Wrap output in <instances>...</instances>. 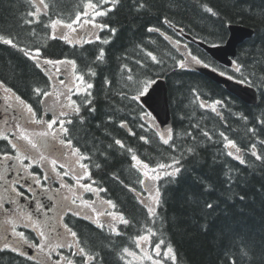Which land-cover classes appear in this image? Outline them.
Instances as JSON below:
<instances>
[{"label":"trees","instance_id":"16d2710c","mask_svg":"<svg viewBox=\"0 0 264 264\" xmlns=\"http://www.w3.org/2000/svg\"><path fill=\"white\" fill-rule=\"evenodd\" d=\"M44 2L47 8L35 0H0V70L30 89L43 76L33 55L71 57L78 70L95 76L91 106L73 134L90 152L105 195L130 218L125 234L149 235L148 248L159 264H231L233 260L264 264V0H118L114 7L113 0ZM89 2L96 5L91 12ZM95 11L107 14L97 16ZM30 12L38 15L29 16ZM82 12L88 15L73 25L89 20L107 25L101 28V38L74 45L53 35V21L65 25ZM171 22L211 44L226 41L229 23L250 26L255 32L238 47L236 68H229L186 40ZM7 39L15 46L5 43ZM184 42L191 55L255 85L259 103L246 104L202 73L182 66L186 51L178 45ZM100 49L105 52L103 60L96 59ZM159 76L167 80L173 118L167 145L137 100ZM230 140L243 160L232 155ZM133 156L166 173L179 169L174 176L165 173L160 178L159 204L151 214L138 197L142 174ZM85 238L104 263L128 264L117 257L121 239L103 238L92 230ZM157 244L161 251L155 255ZM243 245L249 253L245 258L239 254ZM169 246L175 261L165 255ZM153 262L147 259L141 264Z\"/></svg>","mask_w":264,"mask_h":264},{"label":"flooded vegetation","instance_id":"af4514ba","mask_svg":"<svg viewBox=\"0 0 264 264\" xmlns=\"http://www.w3.org/2000/svg\"><path fill=\"white\" fill-rule=\"evenodd\" d=\"M69 61L58 60L49 64L45 73L47 76H42L46 83L34 84L39 85L41 92L49 93L48 96L40 95L38 102L33 96V83L30 89L22 88L0 70V177H3L0 179V264H67L68 260L78 264L79 259L85 260L78 252V239H86L87 230L108 238L113 225L109 200L101 198L97 191L86 190L82 183L83 175L87 173L86 164L82 163L83 155L80 151L76 152L78 148L73 142L71 146L61 143V140H71L67 121L78 113L76 106L79 111L85 108V101L92 92L87 88L90 83L84 81V76L80 81L64 67ZM61 81L64 83L61 84ZM21 100L31 105L34 117L20 103ZM61 112L68 113L67 117L61 116ZM37 119L42 123H36ZM52 120L58 123L48 129L47 123ZM59 121L65 122L63 127L68 129L67 133L61 130ZM44 131L50 134L46 137L37 135ZM22 135H28L37 147L32 149L21 138ZM12 143L21 145L22 151L18 153L12 148ZM18 155L21 159L16 158ZM53 160L56 161L55 168L51 163ZM88 186L91 189L94 187ZM64 225L77 233L76 241L66 235ZM41 231L49 237V241L40 236ZM16 233H23L26 242ZM57 233L64 235L65 242L72 246L53 251L52 247L60 242L55 238ZM17 240H21V246L13 251ZM5 243L8 248L4 247ZM37 245H44L45 251L41 252ZM48 252H51L50 256ZM94 264H100L98 258Z\"/></svg>","mask_w":264,"mask_h":264},{"label":"snow or ice","instance_id":"6c2138e0","mask_svg":"<svg viewBox=\"0 0 264 264\" xmlns=\"http://www.w3.org/2000/svg\"><path fill=\"white\" fill-rule=\"evenodd\" d=\"M104 2H107V0H104ZM115 2H118V0H113V7L115 6ZM39 3H40L41 5H43V7H45V8L48 7V5L44 2V0H39ZM87 7H88V8H91V9H95V8H96V5H94V4H92L91 2H89V3L87 4ZM141 7H143V5H141ZM109 10H111V9H109ZM207 11H208V12H213V10H212L211 8H208ZM106 14H107V13L104 12V11H95V15H97V16H103V15H106ZM213 14H215V13H213ZM28 15H29V16L38 15V12H30V13H28ZM87 15H88L87 12L79 13V14L76 15V18H75L74 21H72L71 23L66 24L65 26H66L67 28L71 29L72 31H75V29L73 28V24H74V23H79V22L81 21L82 16H87ZM31 22H32L31 20H28V21H27V23H31ZM88 22H89V23H94V21H91V20H89ZM60 24H62V21H61V20H55V21L52 22V27L55 28L57 25H60ZM99 27L104 28V27H107V25H99ZM111 31L115 32V29H112ZM149 31H153V29H149ZM53 38H54V37H53ZM0 39H3V37H0ZM65 39H67V37H65ZM97 39H99V37H97ZM4 42H5V43H8V44H13V41H12L11 39L4 40ZM105 43H107V41H105ZM13 46H15V45L13 44ZM36 51L39 52V49H37ZM27 54H28V53H26V55H27ZM149 55L152 56L151 53H149ZM104 56H105V52H104V50H103V49H100L99 54L97 55L96 59H97V60H103V59H104ZM152 59L155 60L156 57H155V56H152ZM193 59H195V58H193ZM199 62H200V61H197V63H199ZM47 63H54V62H53V61H47ZM56 63H59V62H56ZM68 63H70V64L73 66V68H75V66H76V62H75V61H69ZM182 66H183V65H182ZM239 70H240L239 67H237V71H239ZM92 75H95V73L92 72ZM77 78H78L80 81H83V76H78ZM129 79H131V77H129ZM60 83L63 84L64 81H61ZM91 87H92L91 84H88V85H87V88H91ZM35 91H36V93H37L38 95H44V96H48V95H49V93H47V92H41V90H40L39 88H37ZM16 99L19 100L20 98H19V97H16ZM85 102H86L87 104H91V101L86 100ZM20 103H21L22 105H24V107L27 109V112H28V113L32 114L33 117L35 116V113L33 112V109H32V107H31V105H26L25 102L22 101V100L20 101ZM217 103H218V102H217ZM72 105H75V101H72ZM213 110H215V109H213ZM75 111H76V112H79V107H78V106L75 107ZM60 115H61V116H65V115H67V113H66V112H61ZM35 122L38 123V124H39V123H42V121L39 120V119L35 120ZM56 123H58L57 120H52V121L48 122V123H47V128H48V129H52L53 125L56 124ZM59 123H60V126H61V130H62L63 132H65V133H67L68 129L65 128V127H63V124H64L65 122H64V121H59ZM67 123H71V121H67ZM122 126H123V125H122ZM49 134H50V133H49L48 131H44V132L38 133L37 135H39V136H41V137H46V136H48ZM221 135H223V134H221ZM3 138L7 139V137H3ZM21 138H22L24 141H26L27 144L30 145L32 149H35V148L37 147L36 143H35V142H34V141H33L28 135H22ZM141 139H144V138L141 137ZM161 139L163 140V143L167 145V144H169V140L171 139V136H169L168 139H164L163 137H161ZM61 143H62V144L67 143L69 146H71L72 141H71V140H68V141L61 140ZM115 143L118 144V145H121V147H123V144H122V142H121L120 140H116ZM228 143H229L230 145H232L233 147H235V143H234L233 141H228ZM253 147H255V146L253 145ZM12 148H13V149H16L18 153L22 151V146L19 145L18 143H12ZM23 150L26 151L27 149H23ZM78 151H79V150L76 149V152H78ZM129 151H131V150H129ZM190 151H191V149H190ZM237 151H239V149H237ZM254 154H255V153H254ZM5 155H6V154H5ZM16 158H17V159H21V157H20L19 155H18ZM25 158H27V157H25ZM257 158L259 159L260 157H257ZM41 159H44V157H41ZM133 159L136 160L137 157H136V156H133ZM237 159H239V157H237ZM51 163H52L53 167L55 168V167H56V161L53 160ZM241 163H243V161H241ZM61 167H62V166H61ZM82 167H84V166L82 165ZM144 167L147 168L148 165H144ZM158 167H160V168H164L165 165H159ZM178 171H179V169L177 168V169H175L173 172H171V173H166V174H167V175H170V176H174V175H176V173H177ZM145 175H147V173H145ZM0 179H3V177H0ZM45 179H47V177H45ZM153 179H156V177H153ZM37 182H39V181H37ZM141 183H143V181H141ZM84 187H85L86 190H90V186L85 185ZM157 197H158V190H157ZM157 202H158V200H157ZM73 203H75V201H73ZM108 203H109L110 205L112 204L111 201H108ZM112 206L115 207L114 205H112ZM208 207L211 208L212 205L209 204ZM6 211H7V210H6ZM149 212H150V214L152 213V209H151V208L149 209ZM77 214H78V213H77ZM120 219L122 220L123 223H125V224L128 223V221H127L126 219H123V215H122V214L120 215ZM101 226H102V225H101ZM64 227H65V229H66V235L71 236V237L73 238V241H76V240L78 239V238H77V233H76L75 231H72L70 228H68L67 225H64ZM52 231L54 232L55 230L53 229ZM16 235H17L18 237H20L24 242H26V238L24 237V234H23V233H16ZM40 236H41L43 239H45L46 241H49V237L46 236L45 233H44L43 231L40 232ZM55 238H56L58 241H60V242L57 243V244H55V245L52 247V250H53V251H54L56 248H63V247H65V246H67V247H71V246H72L71 244H68V243L65 242L64 235H61V234L57 233ZM139 239H141V240H148L149 237H148V236H143V237H139ZM161 243H163V242L161 241ZM16 244H17V247L12 248L13 251H17V250L19 249V247L21 246V240H17V241H16ZM37 246L40 248V251H41V252H44V251H45V246H44V245H37ZM4 247H5V248H8L9 245H8L7 243H5ZM159 247H160V245L157 244V245H156V250H157V253H158V254H159ZM123 251H124L125 253H128V249H126V248H125ZM78 252H79V254H80L81 256H83V257L86 258V259H85V264H87L88 261H93V260L96 259V255H95V254H89V252H87V251L85 250V248H83V247H79ZM20 254H21V255H24L23 252H21ZM128 254H129V255H134V253H128ZM239 254H240V256H241L242 258H245V257L248 256L249 253H248V250H247V245H243V246L241 247V249L239 250ZM47 255L50 256V255H51V252H48ZM165 255H170V257H171V259H172L173 261H175V259H176L175 255L173 254V249H172L171 246H169V247L167 248V252L165 253ZM146 258H147V259H151L150 256H146ZM29 259H31V257H29ZM67 264H73V261L68 260V261H67ZM153 264H159V262H158V261H154ZM231 264H235V261L233 260V261L231 262Z\"/></svg>","mask_w":264,"mask_h":264},{"label":"water","instance_id":"95a60500","mask_svg":"<svg viewBox=\"0 0 264 264\" xmlns=\"http://www.w3.org/2000/svg\"><path fill=\"white\" fill-rule=\"evenodd\" d=\"M229 32V37L224 44L209 45L202 41H197V43L220 63L231 66L233 63L232 58L237 54L238 46L253 35V30L240 24H231ZM185 36L190 40H194L190 35L185 34ZM194 67L213 81L225 86L228 91L246 103H258L259 95L253 86L234 80L205 65L195 64ZM141 101L155 115L162 129L171 128L172 115L169 104V90L165 79H157L141 97Z\"/></svg>","mask_w":264,"mask_h":264},{"label":"rangeland","instance_id":"374dc122","mask_svg":"<svg viewBox=\"0 0 264 264\" xmlns=\"http://www.w3.org/2000/svg\"><path fill=\"white\" fill-rule=\"evenodd\" d=\"M93 26L92 27H89V26H84L83 28H81L82 30V33H79L77 31H72V30H69V28L67 27H63L61 28L58 27V31H65V32H68L69 35L72 34V38L71 40H74L76 42H80L82 41L83 37L85 36L84 33H86V38H89V36L91 35V32H93V29L96 28V24L95 23H92ZM72 66H66V68H70ZM166 136H169V133L166 135ZM138 165L144 175V184L146 186V192L142 198V200L149 206H154L156 205L157 203V200L159 199V189L157 188V180L164 174L162 171H155L153 169H150V168H145L144 167V163H141L140 161H138ZM145 173H147V175H145ZM153 177H156V179H153ZM157 190H158V197H157ZM146 241V249L144 251V253L141 255L142 257L146 258V256H150L152 257V255L150 254L149 250H148V240H145ZM159 252H160V249H159ZM155 253H157V250L155 249ZM147 259V258H146Z\"/></svg>","mask_w":264,"mask_h":264},{"label":"bare ground","instance_id":"6f19581e","mask_svg":"<svg viewBox=\"0 0 264 264\" xmlns=\"http://www.w3.org/2000/svg\"><path fill=\"white\" fill-rule=\"evenodd\" d=\"M96 18H97V17H96ZM231 24H240V23H229V24H228V27H229ZM240 25H243V26L249 27V29L253 30V35H254V32H255V29H254V28H252V27H250V26H247V25H244V24H240ZM172 27H173V26H172ZM174 29H175V28H174ZM101 30H102V29H101ZM253 35H252V36H253ZM99 37L101 38L100 35H99ZM97 40H98V39H97ZM95 41H96V40H95ZM243 43H245V41H244ZM243 43H242V44H243ZM210 44H211V43H210ZM242 44H241V45H242ZM33 53H35V52H32V54H33ZM39 54H40V53H39ZM50 76H51V75H50ZM47 87H48V86H47ZM89 92H90V91H89ZM89 92H88V93H89ZM76 94H77V93H76ZM84 94H85V93H84ZM89 94H90V93H89ZM73 95H74V94H73ZM81 95H82V94H81ZM85 95H86V94H85ZM39 96H40V95H39ZM74 97H75V96H74ZM76 97H77V95H76ZM78 97H82V96H78ZM83 97H84V95H83ZM83 97H82V98H83ZM82 98H81V100H82ZM84 98H85V97H84ZM86 98H87V97H86ZM42 99H43V97H42ZM75 99H76V98H75ZM75 99H74V100H75ZM78 99L80 100V98H78ZM39 100H40V98H38V101H39ZM75 101H77V99H76ZM41 102H42V101H41ZM78 102H79V101H78ZM81 102H82V101H81ZM81 106H82V105H81ZM81 108H82V107H81ZM81 110H82V109H81ZM147 112H148V111H147ZM70 114H72V113H70ZM73 114H74V113H73ZM148 114H149V113H148ZM67 115H68V113H67ZM67 115H66V117H67ZM69 116H70V115H69ZM230 141H231V140H230ZM75 153H76V152H75ZM78 154H79V153H78ZM81 156H82V155H81ZM81 159H82V158H81ZM83 159H84V158H83ZM82 163H84V162H82ZM70 164H71V163H70ZM79 164H80V163H79ZM77 165H78V164H77ZM78 166H79V165H78ZM85 166H86V165H85ZM72 168H73V167H72ZM74 168H75V166H74ZM74 168H73V169H74ZM86 168H87V167H86ZM82 169H83V168H82ZM77 170L79 171V169H77ZM77 170H76V171H77ZM142 190H143V189H142ZM94 199H95V198H94ZM98 199H99V198H98ZM75 201H76V199H75ZM117 207H118V206H117ZM87 218H88V217H87ZM91 219H92V218H91ZM85 220H87V219H85ZM89 221H90V220H89ZM93 221H95V220H93ZM90 222H91V221H90ZM93 223H94V222H93ZM77 224H78V223H77ZM95 224H96V223H95ZM102 224H103V223H102ZM104 224H105V223H104ZM97 225H98V224H96V226H97ZM106 225H107V224H106ZM70 226H71V224H70ZM100 226H101V225H100ZM101 227H102V226H101ZM101 227H99V228H101ZM107 228H108V227H107ZM107 228H106V229H107ZM71 229H73V228H71ZM97 229H98V228H97ZM75 230H76V229H75ZM72 231H74V230H72Z\"/></svg>","mask_w":264,"mask_h":264}]
</instances>
